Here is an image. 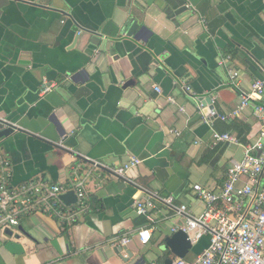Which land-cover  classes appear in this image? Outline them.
Here are the masks:
<instances>
[{"label": "crops", "instance_id": "obj_1", "mask_svg": "<svg viewBox=\"0 0 264 264\" xmlns=\"http://www.w3.org/2000/svg\"><path fill=\"white\" fill-rule=\"evenodd\" d=\"M134 23L147 40L128 36ZM231 70L240 90L264 82V0H0V119L19 129L0 141L12 184L79 179L88 198L74 222L37 213L0 231V264H164L166 238L187 224L177 208L202 215L194 186L219 192L231 161L260 138L254 105L231 117L241 104ZM199 103L215 106L211 124ZM223 116L250 127L247 143L225 131ZM214 132L241 145L216 143ZM131 157L142 164L115 177ZM136 199L153 200L155 223L137 215ZM60 207L80 209V200ZM147 226L153 238L141 245ZM210 242L192 244L185 259Z\"/></svg>", "mask_w": 264, "mask_h": 264}, {"label": "built area", "instance_id": "obj_2", "mask_svg": "<svg viewBox=\"0 0 264 264\" xmlns=\"http://www.w3.org/2000/svg\"><path fill=\"white\" fill-rule=\"evenodd\" d=\"M228 58L220 60L225 65ZM231 85L240 91L241 104L231 117L239 116L248 106L254 105L255 114L262 120L263 128L256 143L245 146L242 160H232L226 183L214 192L195 185L194 191L205 204V211L198 217L191 216L185 205L179 206L178 213L188 216L186 227H176L174 233L183 230L192 244L210 235V246L193 262L175 258L173 264H264V82L256 81L250 90H240L236 80L239 72L230 71ZM160 93L161 89L156 88ZM186 90L191 92L189 87ZM51 91V87L45 92ZM170 103L177 105L175 99ZM183 110V108H181ZM206 106L198 104V112L203 121L211 124V115L205 112ZM229 117H221L228 120ZM180 135V133H176ZM216 143L240 146V142L230 133L214 132ZM142 164V160L131 157L117 169L112 170L115 177H126L127 173ZM94 169H101L98 162L92 163ZM13 174L10 164L0 155V231L18 228L24 218L37 213L55 214L64 221L74 222L86 209L87 192L84 180H75L71 186L52 184L42 177H35L20 185L12 184ZM74 190L80 200V209L63 210L61 196ZM173 206L172 197L164 200ZM133 207L137 215L155 223L153 200L136 199ZM154 234L151 226L138 233L141 245H148ZM129 237L121 239L127 245Z\"/></svg>", "mask_w": 264, "mask_h": 264}, {"label": "water", "instance_id": "obj_3", "mask_svg": "<svg viewBox=\"0 0 264 264\" xmlns=\"http://www.w3.org/2000/svg\"><path fill=\"white\" fill-rule=\"evenodd\" d=\"M146 35H149L148 31H146L145 28H140L137 23H134L128 31V36L135 37L137 40H144V41L147 40ZM131 84L132 82L128 83V85ZM208 102L211 103L212 99L208 98ZM209 109H211L214 115L217 114L214 105L210 104V107H206L205 112L210 113ZM16 131H19V129H17L16 126H14L13 124L7 121L0 119V141L12 137ZM60 198L67 205L76 203L78 200L74 192H69L65 195H62ZM7 234L10 235L12 234V232L8 231ZM165 248L170 251L171 256L165 260L164 264H173L175 258L185 259L188 256V254L194 250V246L189 241L188 235L183 230H179L177 233L166 238ZM118 249L120 251H123L124 247L120 246L118 247ZM127 255L131 257L132 253L128 251Z\"/></svg>", "mask_w": 264, "mask_h": 264}, {"label": "trees", "instance_id": "obj_4", "mask_svg": "<svg viewBox=\"0 0 264 264\" xmlns=\"http://www.w3.org/2000/svg\"><path fill=\"white\" fill-rule=\"evenodd\" d=\"M225 131L235 133L242 143H247V136L250 132V127L239 121L228 119V126Z\"/></svg>", "mask_w": 264, "mask_h": 264}]
</instances>
